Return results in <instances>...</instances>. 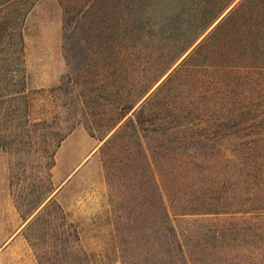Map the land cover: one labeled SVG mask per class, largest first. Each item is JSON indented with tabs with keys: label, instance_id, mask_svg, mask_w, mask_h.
Wrapping results in <instances>:
<instances>
[{
	"label": "trees",
	"instance_id": "1",
	"mask_svg": "<svg viewBox=\"0 0 264 264\" xmlns=\"http://www.w3.org/2000/svg\"><path fill=\"white\" fill-rule=\"evenodd\" d=\"M13 2L0 0V13ZM59 2L65 60L87 71L69 77L82 122L103 140L119 264H193L177 216L264 220V0Z\"/></svg>",
	"mask_w": 264,
	"mask_h": 264
},
{
	"label": "rangeland",
	"instance_id": "2",
	"mask_svg": "<svg viewBox=\"0 0 264 264\" xmlns=\"http://www.w3.org/2000/svg\"><path fill=\"white\" fill-rule=\"evenodd\" d=\"M0 23L7 27L0 30V264H41L37 248L43 264H119L99 152L103 140L83 124L87 108L79 99L81 89L69 81L85 78L87 71L83 65L71 71L65 60L62 5L14 0L0 13ZM92 70L101 102V70ZM69 135L57 162V150ZM86 150L80 166L67 171L63 160L76 161ZM118 166L108 169L116 188L124 190ZM48 201V211L37 214ZM130 208V202L123 203L120 212ZM173 224L193 264H264L262 218L240 212L186 214Z\"/></svg>",
	"mask_w": 264,
	"mask_h": 264
},
{
	"label": "crops",
	"instance_id": "3",
	"mask_svg": "<svg viewBox=\"0 0 264 264\" xmlns=\"http://www.w3.org/2000/svg\"><path fill=\"white\" fill-rule=\"evenodd\" d=\"M71 137L72 136H67L64 140H63V142L60 144V146H59V148H58V150H57V153H56V156H57V158H56V160H57V162H58V160L60 159V157L62 156V158H63V155H64V153H65V151H66V146H67V144H68V141H70V139H71ZM88 150H86V152L84 153V154H79V157H78V159L76 160V161H74L73 159H66L65 161L63 160V162H64V164H67V166H68V169H67V171H69L70 173H72V171L76 168V167H78V166H80V164L83 162V160H84V158L88 155ZM69 173V174H70ZM68 177V176H67ZM67 177L65 178V179H67ZM62 179V178H61ZM64 180V179H63Z\"/></svg>",
	"mask_w": 264,
	"mask_h": 264
},
{
	"label": "water",
	"instance_id": "4",
	"mask_svg": "<svg viewBox=\"0 0 264 264\" xmlns=\"http://www.w3.org/2000/svg\"><path fill=\"white\" fill-rule=\"evenodd\" d=\"M215 23H216V22H215ZM215 23H214V24H215ZM214 24H213V25H214ZM112 131H113V130H112ZM112 131H111V132H112ZM111 132H110V133H111Z\"/></svg>",
	"mask_w": 264,
	"mask_h": 264
}]
</instances>
